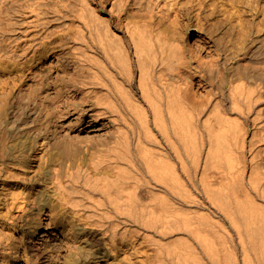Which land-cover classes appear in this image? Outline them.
I'll list each match as a JSON object with an SVG mask.
<instances>
[{"label": "bare ground", "instance_id": "1", "mask_svg": "<svg viewBox=\"0 0 264 264\" xmlns=\"http://www.w3.org/2000/svg\"><path fill=\"white\" fill-rule=\"evenodd\" d=\"M133 233L264 264V0H0V264Z\"/></svg>", "mask_w": 264, "mask_h": 264}, {"label": "rangeland", "instance_id": "2", "mask_svg": "<svg viewBox=\"0 0 264 264\" xmlns=\"http://www.w3.org/2000/svg\"><path fill=\"white\" fill-rule=\"evenodd\" d=\"M95 3L97 0H91ZM103 4H100V6ZM255 26V23H254ZM134 235V236H133ZM101 238L99 241L98 252L103 251L106 246H108V256H118L119 259L117 262H121L119 264H129L128 262L124 261V258L128 257L130 259L131 264H143L140 259L144 258L145 256H161L157 251L156 245L149 240H145L143 237L136 235L135 233L125 238L122 237V234H118L112 240L110 239ZM108 244H107V242ZM106 242V243H105ZM151 243V244H150ZM153 244V245H152ZM165 245V243H164ZM110 247V248H109ZM157 254V255H156ZM59 256H69L68 252H62Z\"/></svg>", "mask_w": 264, "mask_h": 264}]
</instances>
